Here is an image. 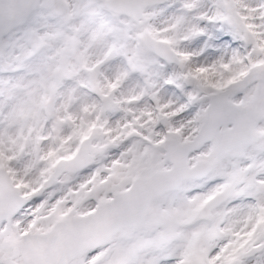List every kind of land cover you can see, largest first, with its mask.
<instances>
[{
    "label": "snow or ice",
    "instance_id": "6c2138e0",
    "mask_svg": "<svg viewBox=\"0 0 264 264\" xmlns=\"http://www.w3.org/2000/svg\"><path fill=\"white\" fill-rule=\"evenodd\" d=\"M0 264H264V0H0Z\"/></svg>",
    "mask_w": 264,
    "mask_h": 264
}]
</instances>
